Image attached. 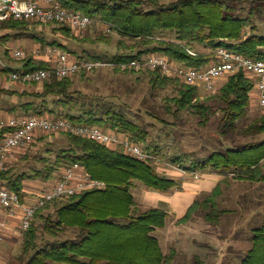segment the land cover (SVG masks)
Segmentation results:
<instances>
[{"label": "trees", "instance_id": "1", "mask_svg": "<svg viewBox=\"0 0 264 264\" xmlns=\"http://www.w3.org/2000/svg\"><path fill=\"white\" fill-rule=\"evenodd\" d=\"M53 1L67 9L103 20L123 37L118 47L121 50L124 48L123 51L118 50L114 57L89 54L88 58L91 59L124 62L160 51L173 60L201 68L217 60L219 47H226L256 60L264 58V35L258 33L259 27L255 20L257 15L264 13L262 0H253V6L246 15H241L240 0H177L170 4L162 3L161 0ZM29 22L12 19L6 25L21 27L27 26ZM55 24L61 25L60 29L70 35L74 31L67 24ZM168 31L176 32V38L169 39L162 35ZM96 40L106 41L108 38L100 35ZM44 42L47 43L46 40ZM49 44L62 49L65 47L56 42ZM197 44L206 45L211 51H199ZM67 50L76 58L85 57L72 49ZM26 61L24 69L27 71L49 66L47 62L40 63L30 57ZM114 69L117 72L129 71L119 67ZM133 71L150 75L155 87H167L174 83L177 95L167 97V106L174 100L176 111L196 112L208 121L209 115H216V111L221 110L218 128L222 130L220 141L224 148L213 151L204 159L193 160L187 166L188 171L212 169L225 173L226 177L264 180V139L238 140V137L244 139L264 133V111L247 126L238 122L251 111V92L256 86L254 77L239 70L228 75L227 81L218 90L202 98L199 85L186 84L178 78L165 76L159 69ZM73 77H54L44 81L43 91L34 96L43 99L47 106L41 109L32 107L31 114L49 112L51 116L65 117L77 123L117 129L140 143L146 140L147 131L121 111L108 109L106 114L99 115L96 109H91L76 113V93L80 92L72 89ZM49 96L56 97V102L61 106L49 107ZM12 129L11 126H2L0 140ZM59 134L67 135L69 143L60 149L55 162H47L44 169H34L32 174L18 173L16 166L10 164L0 170V184L18 193L21 200L25 201L26 179L48 180L57 170L79 163L94 178L105 181L107 187L57 198L40 207L31 227L24 232L23 251L16 259L26 264H173L175 251L165 253L160 239L154 233L157 228L166 226L168 210L161 207L141 209L133 189L136 181H142L148 188L169 191L179 188L180 181L161 174L151 161L125 154L120 148L113 149L80 135ZM44 135L48 134L40 135L36 141ZM221 192L222 186L219 184L213 192L197 198L178 222H189L201 208L206 210L207 221H218L220 215L225 213L218 208L217 196ZM38 219L42 220L41 226L37 223ZM40 228L42 233L50 236L43 244H39ZM69 229L72 232L65 236ZM252 239L253 245L241 264H264V222L253 229Z\"/></svg>", "mask_w": 264, "mask_h": 264}, {"label": "rangeland", "instance_id": "2", "mask_svg": "<svg viewBox=\"0 0 264 264\" xmlns=\"http://www.w3.org/2000/svg\"><path fill=\"white\" fill-rule=\"evenodd\" d=\"M175 1L177 0H161L165 4ZM252 1H239V5L242 6L241 15H246L249 12L253 6ZM93 19L94 22L90 27L80 31L74 30L71 35L60 29L61 25L59 24H41L30 21L24 27L25 29L23 28L25 31L24 38L38 36V39L64 45L60 41L61 33L71 39L70 47L65 44L63 50L72 49L85 57H89V54L114 57L118 50L123 51L124 48L122 50L118 48L120 47L119 40L123 39L120 33L116 30L107 32L106 26H108V23L99 18ZM255 20L259 27L258 33L264 35V13L257 15ZM100 35H105L108 40H96ZM162 35L169 39H174L177 36L176 32L173 31L164 32ZM94 39L95 41H93ZM196 48L203 52L211 51L208 46L202 44H197ZM140 72L142 71L117 72L114 67L108 66L91 72L77 73L72 78V89L80 92L76 93L78 100L76 108L79 112L78 110L75 112L79 114L83 113L81 111L96 109L99 115H104L108 109H115L118 112L125 113L128 119L136 122L147 131L146 140L142 143L158 151V155L164 163H168L166 160L170 161L168 159L170 157L173 159L175 154L188 157L191 160L204 159L213 151L224 148V144L220 141L223 135L222 130L218 128L219 118L222 115L221 110L216 111V115L215 113L209 115L210 119L208 121L196 112L176 111L177 106L174 100L170 102V106H167V97L177 95L175 84L172 83L167 87H155L151 82L150 75ZM228 77L226 75L223 78L228 79ZM219 88L218 85L217 90ZM210 93L201 91V96L205 98ZM60 106L61 104H56L57 108ZM263 111L264 106L260 107L257 113L253 114L250 111L248 116L239 119L238 122L247 126ZM262 139H264V134L244 137V139L238 137L239 141ZM36 142L18 157L15 165H12L16 166L20 162H27L26 159L30 160L28 165L25 166L26 168L23 169V166V170L16 168V172L32 174L34 169H44L47 162L56 161L55 158H57L60 149L65 148L69 143L68 136L65 134L44 135ZM34 145L40 149H33ZM33 179L35 178H31V180ZM26 180L28 181L29 178ZM139 183L147 188L142 181H139ZM219 184L222 186V192L217 196L218 208L232 207L235 209L234 211L225 212L220 215L218 221L213 220V222H210L207 221L205 208H201L192 215L189 222L179 223L177 219L170 218L165 227H159L154 232L160 239L165 253L175 251L173 264H241L252 247L253 229L261 226L264 222V203L257 201V197L261 196L260 189L256 183L249 186L248 189L243 188V186H236L233 182L232 184L231 182L226 184L224 180ZM174 189L176 188L171 190ZM213 190L202 192L197 198L204 197L205 193H211ZM133 191L141 209L147 210L151 207L167 208V204L162 201L153 200L149 204L140 202V185L137 184ZM249 197L255 200H249ZM251 208L255 210V216L252 218H250ZM259 209L261 210L258 211ZM54 210L55 208L52 209L53 212ZM37 223L41 226L42 220L38 219ZM71 232L70 229L67 230L65 236L70 235ZM49 237V234L42 233L40 228L39 244H43L44 240ZM22 251L23 243L20 245L16 256H20ZM26 260L27 257H25ZM8 262V264H26L16 258Z\"/></svg>", "mask_w": 264, "mask_h": 264}, {"label": "built area", "instance_id": "3", "mask_svg": "<svg viewBox=\"0 0 264 264\" xmlns=\"http://www.w3.org/2000/svg\"><path fill=\"white\" fill-rule=\"evenodd\" d=\"M27 20L41 24L62 23L72 27L75 31L85 30L90 27L94 19L81 11L63 7L59 2L51 0L44 5L40 0H0V21ZM107 32L113 28L106 26ZM195 54V52L191 51ZM13 56L18 59L45 56L49 66L33 71L24 68L12 72L14 79L44 82L50 78L71 77L79 72L93 71L108 66L119 67L122 70H157L163 75L178 78L183 83L199 85L205 92H214L219 84V79L226 75L244 70L256 79V90L260 104L264 106V58L252 59L242 53L234 52L226 47H219L216 52L217 60L205 67L195 68L182 62L171 59L166 53L154 51L141 58L131 61L118 62L107 59H91L77 57L58 46L46 44L31 51L18 49L13 51ZM13 129L0 140V170L9 167L10 163L24 154L36 139L42 134L71 133L85 138L96 140L113 149L120 148L125 154L135 156L141 160L159 162L158 156L153 154L143 144L132 139L127 133L117 129H109L99 125L77 123L65 117L51 114H29L14 117L6 124ZM3 125V126H4ZM188 170L187 167H181ZM61 179L51 188L38 194L32 201H22L18 193L0 184V207L13 214L17 210L23 211L22 230L25 232L31 227L36 212L47 202L57 198L69 197L91 189H104L107 183L94 178L81 164L75 163L62 169ZM193 172V171H192ZM195 178L200 174L193 172Z\"/></svg>", "mask_w": 264, "mask_h": 264}, {"label": "crops", "instance_id": "4", "mask_svg": "<svg viewBox=\"0 0 264 264\" xmlns=\"http://www.w3.org/2000/svg\"><path fill=\"white\" fill-rule=\"evenodd\" d=\"M40 1L44 5L51 3V0ZM6 22L7 21H0V128L14 117H22L31 114L33 111L31 109L32 107L35 109H41L46 108L47 106L43 102V99L34 96L35 93L43 91L44 82H24L22 80L12 78L11 74L14 71L25 68V64L27 63V59H16L13 56V51L18 49H26L27 51H31L34 48L44 46V44L46 45L49 43V41H46L47 43H45L44 40L38 39V36L35 38H24V27L26 26L11 27L6 25ZM60 36V41L64 43V45L67 44L69 46L71 39L61 33ZM30 58H33L35 61L40 63L47 62L45 56ZM226 81L227 78H220L219 84L217 85L221 87ZM201 91L204 90L201 89ZM56 100L57 98L49 96V107L57 108ZM260 107L263 106L260 104L258 92L255 87L251 92V113H257ZM45 110L48 111L47 109ZM46 113L49 114V112ZM146 147H150L151 149L148 150L160 158V162H154L160 173L170 178L177 179L181 183V187L174 190L159 191L141 186L139 181L135 182V186L138 184L141 187L140 202L149 204L153 200H157L167 204L166 209H168L169 212L167 223L168 219L170 218H175L178 220L179 218L183 217L200 193L212 191L223 180L226 184H230V182L232 184L233 182L234 185L243 186L245 189H248L249 186L256 183L260 189L259 192L261 193V196L257 197V201H262L264 203V180L226 177L225 173L212 169L206 171L195 170V172L200 174V178L197 179L193 174L194 171L192 172L190 170L188 171L181 168H186L191 164V162H193V160L190 158L175 154L173 159L170 157L168 158L170 161L166 160L168 163H164L163 159L161 160L160 155H158V151L154 150V148L151 146ZM35 148H37V150L40 149L34 145L33 149ZM26 160L27 162H20L19 165L17 164L16 168L21 170L26 168L25 166L28 165V161H30L29 159ZM175 160L178 161L175 162ZM16 163L17 161L15 160L10 164L12 166ZM61 175L62 170H57L53 177L48 180L43 178H35L33 180L29 179L28 181L26 180L24 183L27 193L26 200L32 201L38 194L53 187L61 179ZM249 200L255 199L249 197ZM222 210L225 212H231L235 209L232 207H225ZM250 210V218H252L255 216V210L253 208ZM260 210L261 209L258 211ZM23 214L24 213L22 210H17L13 214H10L3 207H0V264H8V261L18 257V255L16 256V254H18L17 251L20 249V245H22L24 241V231L21 228Z\"/></svg>", "mask_w": 264, "mask_h": 264}]
</instances>
